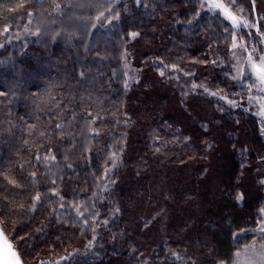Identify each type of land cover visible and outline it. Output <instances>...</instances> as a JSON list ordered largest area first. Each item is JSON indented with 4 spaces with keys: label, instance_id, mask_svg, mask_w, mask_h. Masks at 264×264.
<instances>
[{
    "label": "trees",
    "instance_id": "trees-1",
    "mask_svg": "<svg viewBox=\"0 0 264 264\" xmlns=\"http://www.w3.org/2000/svg\"><path fill=\"white\" fill-rule=\"evenodd\" d=\"M236 39L200 0H0V228L22 264H231L254 240L264 135L207 99L246 93Z\"/></svg>",
    "mask_w": 264,
    "mask_h": 264
},
{
    "label": "rangeland",
    "instance_id": "rangeland-1",
    "mask_svg": "<svg viewBox=\"0 0 264 264\" xmlns=\"http://www.w3.org/2000/svg\"><path fill=\"white\" fill-rule=\"evenodd\" d=\"M200 1L202 2L204 10L219 14L234 30L242 29L247 35V40L243 39L238 41L236 39L231 49H229V60L233 80L237 82V84H243V89L246 91L243 98L240 99V96H237L241 100L239 101L235 98L231 99V97L213 94L208 91L207 94L210 98L207 99L211 104V98L215 101L220 99V103L227 108L237 109L240 107L244 110H250L258 119L264 135V91L260 90L264 88V85H261L260 81L256 79L249 63L250 54L252 59L257 63H259L261 57H264V8L261 12L255 14L253 19L248 20L239 12L234 11L231 5L225 0H208L207 4H205V0ZM212 3L223 4L228 9L229 13L236 18L238 25L242 22L243 26H234L232 20L226 18L222 10L210 7ZM129 80L134 82L135 78L129 77ZM188 97H190V99L186 101L184 107L187 108L186 110H188L190 114H193V110L190 109L192 101L198 98H205L204 101L207 100L205 95L197 91H194L191 95H188ZM177 107L180 109L179 106ZM211 107L214 110H221L217 104L216 106L212 104ZM255 173L262 190H264V183H262V181H264V157L259 160V165L255 168ZM261 221H264V216L262 215L260 216L257 228ZM253 242H255L254 247H252ZM261 245H264V233L255 230L254 240L239 252V258L235 256L231 264H237V261L239 264H262V260H264V247H261Z\"/></svg>",
    "mask_w": 264,
    "mask_h": 264
},
{
    "label": "snow or ice",
    "instance_id": "snow-or-ice-1",
    "mask_svg": "<svg viewBox=\"0 0 264 264\" xmlns=\"http://www.w3.org/2000/svg\"><path fill=\"white\" fill-rule=\"evenodd\" d=\"M231 2H232V0H230V3ZM207 3H208V0H205V4H207ZM210 7L222 10L224 12L225 17L232 20L234 26H243L242 22H240V24L238 25L236 18L229 13L228 9L223 4L212 3L210 5ZM8 10L11 11L12 9H8ZM7 31H8V28L5 27L4 32L6 33ZM132 35H133V37H135L137 34L133 33ZM249 63L251 65L253 73L256 76V79L260 81L261 85H264V57H261L259 63H257L252 59L251 54H250L249 55ZM161 74L163 75V73H161ZM260 90L264 91V88H261ZM262 183H264V181H262ZM243 198L244 197H243L242 193H238L236 196V199L238 201H242ZM37 199H39V197H37ZM261 215L264 216V209H261ZM256 231L264 233V221L260 222L259 227L256 229ZM2 236H3V232H2V230H0V237H2ZM254 246H255V242H253L252 247H254ZM261 247H264V245H261ZM3 249L5 252V258H4L3 264H22L21 258L19 257L17 252H15L12 249V245L7 241L6 238L3 239ZM239 256H240V253L237 252L236 257L239 258ZM237 264H239L238 261H237ZM262 264H264V260H262Z\"/></svg>",
    "mask_w": 264,
    "mask_h": 264
},
{
    "label": "water",
    "instance_id": "water-1",
    "mask_svg": "<svg viewBox=\"0 0 264 264\" xmlns=\"http://www.w3.org/2000/svg\"><path fill=\"white\" fill-rule=\"evenodd\" d=\"M1 230V228H0ZM6 238L5 235L3 234L2 237H0V264H3L4 258H5V252L3 249V239ZM7 239V238H6ZM8 241V240H7ZM9 242V241H8ZM10 243V242H9ZM13 249V248H12ZM14 250V249H13ZM15 251V250H14ZM16 252V251H15Z\"/></svg>",
    "mask_w": 264,
    "mask_h": 264
}]
</instances>
